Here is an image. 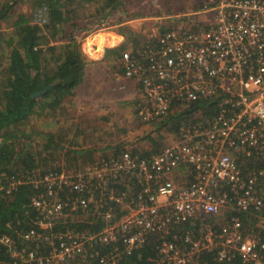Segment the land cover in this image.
Segmentation results:
<instances>
[{"label": "built area", "instance_id": "1", "mask_svg": "<svg viewBox=\"0 0 264 264\" xmlns=\"http://www.w3.org/2000/svg\"><path fill=\"white\" fill-rule=\"evenodd\" d=\"M199 2L198 13L211 16L207 27L152 36L122 58L120 73L140 83L145 99L136 116L144 124L201 99H215L216 114L182 122L181 140L158 153L122 150L71 171L12 180L7 192L32 184L42 225L20 231L28 246L0 236L14 262L119 264L154 242L158 264H192L206 250L221 262L264 264V0ZM36 15L47 21L44 6ZM74 216L103 226L61 224Z\"/></svg>", "mask_w": 264, "mask_h": 264}, {"label": "trees", "instance_id": "2", "mask_svg": "<svg viewBox=\"0 0 264 264\" xmlns=\"http://www.w3.org/2000/svg\"><path fill=\"white\" fill-rule=\"evenodd\" d=\"M74 1L35 0V6L46 8L47 21L42 26L32 23L26 13L17 10L12 25L14 31L8 35L0 32V236H11L18 246L30 245L20 237L21 230L39 229L42 225L39 213L30 204L29 198L35 192L32 184L23 182L7 192L10 182L14 179L26 181L29 177L40 176L51 170L71 171L94 161L90 150L77 149L83 146L84 137L71 136L67 141L69 135L52 132V128L58 124L55 119L57 110L63 99L73 94L74 88L82 80L84 66L88 62L81 51L79 36L75 31L66 32L65 29L66 23L73 19L71 7ZM22 2L23 0H5L0 4V19L6 18ZM102 4L104 18L116 7V0H104ZM99 22H96L97 25L102 21ZM73 26L76 27V24ZM200 27L207 26L199 23L188 30L195 31ZM122 49V46L109 48L105 50V54L108 56L114 53V56L120 57ZM49 84L45 92L33 95ZM174 107L176 109L164 118V125L168 127L169 124L168 129L172 132H178L181 123L186 120L196 121L197 118H193L196 112H200L203 118L213 117L217 111L216 100L213 98ZM35 115L44 118L42 125L47 128L45 134L39 133L43 136L37 146L28 141L32 134L22 130L23 138H20L15 132ZM66 143L71 146L64 154L66 164L61 166L56 161ZM162 148L139 155L158 153ZM121 215L122 212L117 209L114 218ZM70 220L72 223H69ZM61 224L87 226L89 230H98L103 226L101 221L89 224L70 218ZM101 249L106 250L107 246ZM216 254V250L199 252L194 256L193 264H238L236 257L231 261L221 262ZM154 256L155 244L149 242L140 250L124 256L119 264H158ZM0 264L21 263L14 262L0 243Z\"/></svg>", "mask_w": 264, "mask_h": 264}, {"label": "rangeland", "instance_id": "3", "mask_svg": "<svg viewBox=\"0 0 264 264\" xmlns=\"http://www.w3.org/2000/svg\"><path fill=\"white\" fill-rule=\"evenodd\" d=\"M103 1L104 0H75L73 6L71 7V15L73 19L69 20L66 23L65 29L66 32H70L74 31V29L83 28L81 31H79L80 35L78 34V36L81 51L84 56H86L87 54L94 53L99 46H102L100 52L103 51L104 46L97 43L100 40V37H98V35L107 36L106 34H102L105 32V30L110 27H115L116 23L120 21L126 22L122 31L125 36V44L127 45L132 43L133 45L137 46L134 49H125L120 52V57H117V59L115 60L116 63L113 64V67L116 68V70L114 71L118 73L115 74V77L123 76L118 71V69L122 65L121 60L126 54V56L133 54L136 49L139 50L146 43H148L152 36L160 34L168 29H189L191 27V24H193V21L196 20V15L190 14V12L194 10L193 8L195 0H116V7H114V9L111 11L110 15L104 18L103 12L101 11ZM4 2L5 0H0V4ZM41 7V5L35 6V0H23L21 4L16 6V9L13 8L11 10V13H9L6 18L0 19V32L4 34L6 33V35H8L14 31L12 25L15 22L14 19L17 10L21 13H26L30 17L32 23H36L42 26L43 23H38L36 15L37 11ZM99 21L102 22L101 24L97 25L96 22ZM81 23L90 24L91 26L86 25L85 27H81ZM73 24H76V27H74ZM72 28L73 30H71ZM105 38L107 39V37ZM95 43L97 44V46L94 45ZM96 47L97 49H94ZM109 55H114V53H110ZM124 96H128V94ZM126 100H129V105H132L131 107L126 105L127 107L123 108V104H120V107L123 110H125V108L126 110H128L125 114V118H118V115L115 114L113 116V118H115V123H113L112 120L107 119L104 122L98 121V125H92L94 122L91 121L86 125V127L94 128L91 135H86V137L89 138L90 141H84V138H82L83 141L82 139L81 141L83 143V146L77 148L78 150H90L95 160L97 158L114 155L120 150H126L136 155L150 153L154 149H160L164 146L181 140V135L179 134V132L170 131L168 129L169 124H167L168 127L164 125V118H166L167 116L155 122L143 125L135 115V110L139 107V104L141 102L140 98L136 101L135 99L125 98L124 101ZM65 105L66 104L62 102L60 109L57 110V114L55 113V119L58 120V124H56L55 127L52 128V132H54V134L63 133L65 136L69 135L67 141L70 140L71 136L78 135L80 137H84V135L79 132L78 129L72 128V126H83L82 123L84 120H80L79 122H77L78 119H76L73 114L72 117L70 116ZM195 114L196 115L193 118L202 117L200 112H196ZM43 122V117L40 118L39 115H35L24 125L20 126V130H15L16 136L23 138L21 131L24 130L30 135L32 134L28 141H31L33 146H37L39 140L41 139V136H43L40 135L41 132L45 134V132L47 131V128H44L42 125ZM120 122L123 124L122 126H120ZM129 124L131 126H125ZM113 125H115L116 128L123 129L125 132L131 131V137L129 139L127 138L122 146H118L121 142L110 144L106 143L105 141H101V139H99V142L97 143V139L103 134V130L105 129L106 131L110 132V127H112ZM45 127H47V125H45ZM96 128L100 129L96 130ZM104 138L110 139V136H106L105 134ZM70 146L71 145L68 143L64 144L56 163L61 166H65L66 163L63 158L67 148H70ZM118 147H120V149ZM73 219L77 220L78 222V220L81 221L85 218L82 216H74ZM200 219L203 222H206L207 220L211 221L217 226L220 224V221L210 220L208 216H202ZM69 223H72V220H70ZM200 224H202L200 220L196 221L195 223H190V225L194 227ZM245 224L247 227L250 226L249 219ZM64 226L70 227L71 224H67ZM59 228H62V226H59Z\"/></svg>", "mask_w": 264, "mask_h": 264}, {"label": "crops", "instance_id": "4", "mask_svg": "<svg viewBox=\"0 0 264 264\" xmlns=\"http://www.w3.org/2000/svg\"><path fill=\"white\" fill-rule=\"evenodd\" d=\"M199 7V0H195L193 8L194 10L190 12V14L196 15V20L193 21L191 27L195 25L198 26L199 23L206 25L207 22L205 23V21L211 19L210 15L198 13ZM125 23L126 22L120 21L116 23L115 27H110L105 30V32L102 34H106L107 36L98 35V37H100V40L97 43L104 46L103 51L100 52L102 46H99L98 49L97 47L94 48L97 50L94 53H91L92 55L87 54L85 56L88 62L84 66V74L82 80L74 88L73 94L63 99V103L66 104L65 107L67 108L70 116L72 117L73 114L74 117L78 119L77 122H79L80 120H84L82 123L83 126H72V128L78 129V131L84 135V141H90V139L87 138L86 135L89 136L91 135V133H93V127H86V125L91 121L94 122L92 125H98V121L104 122L107 119H110L113 123H115V118H113L115 114L118 115V118L121 117L124 119L125 114L128 111L126 110V108L125 110H123L120 107V104H123V108L127 106L131 107L132 105H129V100L124 101L125 98L135 99V101L140 98V104L145 99L143 97L140 83L136 79L126 78L124 76L115 77V74L118 73L114 71L116 70V68L113 67V64L116 63L115 60L117 59V57L114 55L107 56L105 54V49L107 48H119L120 46H122V50H130L134 49L137 46L133 45L132 43L127 45L125 44V36L122 32ZM86 25L91 26L90 24H80L81 27H85ZM82 29L83 28L74 29V31L78 35L79 31H81ZM71 30H73V28ZM105 37H107V39ZM94 45L97 46L96 43ZM121 67L122 66H120L119 69L117 68L119 72H121L122 70ZM127 94L128 96H124ZM135 115H137V109L135 110ZM142 124L144 125V123ZM122 125L123 124L120 122V126ZM125 126L129 127L131 125L129 124ZM99 129L100 128H96V130ZM109 131L110 132L104 129L103 134L98 137L97 143L99 142V139H101V141H105L106 143L110 144L121 142L118 146H122V144L125 143V140L131 137L130 133H132L131 131L125 132L121 128H116L115 125L110 127ZM105 134L106 136H110V139L104 138Z\"/></svg>", "mask_w": 264, "mask_h": 264}, {"label": "water", "instance_id": "5", "mask_svg": "<svg viewBox=\"0 0 264 264\" xmlns=\"http://www.w3.org/2000/svg\"><path fill=\"white\" fill-rule=\"evenodd\" d=\"M49 86H50V84H49V85H47L45 88H43L41 91L33 93V95H38V94H40V93H43V92H45V91H46V89H47Z\"/></svg>", "mask_w": 264, "mask_h": 264}]
</instances>
